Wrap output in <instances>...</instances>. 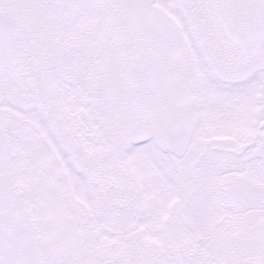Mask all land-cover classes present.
Here are the masks:
<instances>
[{"label":"snow or ice","instance_id":"obj_1","mask_svg":"<svg viewBox=\"0 0 264 264\" xmlns=\"http://www.w3.org/2000/svg\"><path fill=\"white\" fill-rule=\"evenodd\" d=\"M0 264H264V0H0Z\"/></svg>","mask_w":264,"mask_h":264}]
</instances>
